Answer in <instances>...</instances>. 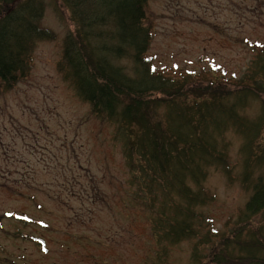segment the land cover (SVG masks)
<instances>
[{"label": "rangeland", "instance_id": "374dc122", "mask_svg": "<svg viewBox=\"0 0 264 264\" xmlns=\"http://www.w3.org/2000/svg\"><path fill=\"white\" fill-rule=\"evenodd\" d=\"M145 12L155 68L195 84L238 79L264 44V0H149ZM41 25L54 38L36 43L13 86L0 83V264H194L195 240L157 243L113 125L60 69L75 29L61 0H46ZM227 138L233 177L211 168L204 186L214 198L202 208L226 232L250 196L242 137Z\"/></svg>", "mask_w": 264, "mask_h": 264}, {"label": "trees", "instance_id": "16d2710c", "mask_svg": "<svg viewBox=\"0 0 264 264\" xmlns=\"http://www.w3.org/2000/svg\"><path fill=\"white\" fill-rule=\"evenodd\" d=\"M61 1L75 29L65 39L60 69L113 125L134 200L149 213L157 243L195 240L194 264H264V222H252L264 213V44L254 48L238 79L195 84L188 75L156 69L147 56L149 0ZM45 10L46 0H0V83L6 88L27 73L36 43L54 38L41 25ZM253 103H260L255 115ZM230 131L243 140L241 182L250 196L226 232L202 208L214 198L204 186L210 169L233 177Z\"/></svg>", "mask_w": 264, "mask_h": 264}]
</instances>
